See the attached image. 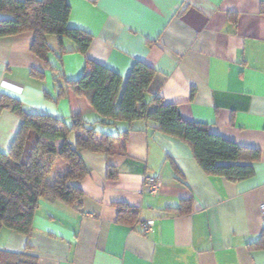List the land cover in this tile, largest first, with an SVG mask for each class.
<instances>
[{
	"label": "crops",
	"instance_id": "obj_1",
	"mask_svg": "<svg viewBox=\"0 0 264 264\" xmlns=\"http://www.w3.org/2000/svg\"><path fill=\"white\" fill-rule=\"evenodd\" d=\"M66 2L68 25L92 37L85 55L70 39L47 36L46 61L31 51V31L0 37V95L67 125L79 114L100 132H128L112 154L80 151L88 173L78 182V203L40 199L30 234L3 227L0 249L26 252L36 264H264V248L250 246L264 228V0ZM86 58L123 80L136 61L151 66L152 95L177 104L183 119L259 151L252 175L232 182L206 174L190 147L156 122L98 123L84 97L58 96ZM19 125L10 109L0 110V150ZM74 139L71 132L68 144ZM146 176L158 181L156 191L146 189ZM183 199H191L186 214L175 210ZM117 204L136 214L119 219ZM144 221L148 232L140 229Z\"/></svg>",
	"mask_w": 264,
	"mask_h": 264
},
{
	"label": "trees",
	"instance_id": "obj_2",
	"mask_svg": "<svg viewBox=\"0 0 264 264\" xmlns=\"http://www.w3.org/2000/svg\"><path fill=\"white\" fill-rule=\"evenodd\" d=\"M0 12L10 16L0 18V37L31 31L34 37L30 49L44 60L52 51L47 36H55L59 41L70 39L75 50L84 55L92 40L88 32L68 25L70 6L66 0H0ZM59 52L65 51L60 47ZM154 73L151 66L136 61L123 80L106 65L86 58L80 77L71 82L63 80L58 96L70 91L84 97L99 116L98 123L152 120L160 132L185 142L206 174L232 182L250 177L251 163L258 159L259 151L211 133L206 124L183 119L177 104L151 94ZM2 108L18 116L20 125L10 145L0 150V229L29 235L40 199L70 205L80 201L83 192L78 182L88 173L80 151L112 154L115 144L126 138L128 130L116 134L100 132L96 122L89 123L79 114H72L67 125L55 115L28 112L18 99L4 94L0 95ZM71 132L75 133L73 146L68 144ZM65 143L67 147L59 146ZM113 175L114 170L110 169L108 176ZM117 206L119 219L124 213L127 219L136 214L126 205ZM190 207L191 199H183L175 210L186 214ZM250 246L264 248V228L258 241ZM0 264H36V257L0 249Z\"/></svg>",
	"mask_w": 264,
	"mask_h": 264
},
{
	"label": "built area",
	"instance_id": "obj_3",
	"mask_svg": "<svg viewBox=\"0 0 264 264\" xmlns=\"http://www.w3.org/2000/svg\"><path fill=\"white\" fill-rule=\"evenodd\" d=\"M158 186H159L158 181L154 177L152 176L145 177V187L147 190L154 192L157 190ZM261 211L262 214L264 215V205H261ZM150 224H151L150 221L140 222L139 226L141 231L148 232V230L150 229Z\"/></svg>",
	"mask_w": 264,
	"mask_h": 264
},
{
	"label": "rangeland",
	"instance_id": "obj_4",
	"mask_svg": "<svg viewBox=\"0 0 264 264\" xmlns=\"http://www.w3.org/2000/svg\"><path fill=\"white\" fill-rule=\"evenodd\" d=\"M57 166H58V164H56L55 169H56Z\"/></svg>",
	"mask_w": 264,
	"mask_h": 264
}]
</instances>
